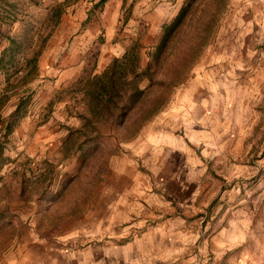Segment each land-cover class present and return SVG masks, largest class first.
Masks as SVG:
<instances>
[{
    "label": "rangeland",
    "instance_id": "1",
    "mask_svg": "<svg viewBox=\"0 0 264 264\" xmlns=\"http://www.w3.org/2000/svg\"><path fill=\"white\" fill-rule=\"evenodd\" d=\"M57 1L62 0H44V6L53 5ZM96 2L98 0L75 1L62 16L44 53L77 51L84 57L89 70L101 57V48L106 52V48L121 42L119 38L124 36L129 39L134 36L135 29L141 37L148 21L140 17L135 20L138 11L146 15L162 12L164 15L160 14V17L171 18L184 0H109L92 12L91 8ZM123 2L125 6L122 8ZM131 3L130 17L133 16L135 23L129 20L123 26V17ZM39 11L42 10L30 7L27 13L37 14ZM88 15L91 19L83 24ZM18 29L16 24L14 32ZM148 52H143V62ZM193 90L200 93L194 107L201 108L191 115L189 98L195 94ZM15 102L16 99H12L8 111L12 110ZM175 108L180 109L178 114H170V109L174 113ZM50 109L52 107L47 104L43 107L44 118ZM159 115L166 117L158 120ZM158 116L146 125V130H149L147 137L151 138L147 150V154H151L150 159L144 164L139 163L143 167H138L136 157L127 156L123 159L130 165L129 169H141L145 178L142 185L144 194L139 196L140 202L151 214L145 217L146 222H167L169 218H177L178 222L197 219L199 213H196L194 207H200L199 204L207 197L205 192L200 198L197 193L205 189L214 193L208 199H214V211L220 205H224L229 212L241 206H250L254 215L253 222H259L251 228L250 236L251 239H258L259 245L262 244L264 0H228L215 35L202 53L196 69L175 88L171 99ZM30 123L40 124L41 120L30 119ZM11 147L17 150L15 146ZM60 158L57 157V160ZM158 158H161L159 162L162 163L157 162ZM14 160L9 158L0 172V204L17 179L12 174L17 168ZM37 164L30 163L27 167L29 184L38 173ZM57 169L59 174V167ZM69 177L62 175L60 178L58 175L54 189H59ZM77 188L72 184L68 195L72 197ZM67 197L66 194L65 199H59L51 205V211L59 212L66 205ZM194 212L196 214L192 217ZM209 217L207 215L208 220ZM7 219L12 222H0V251L17 247L24 249L28 243L40 248L42 244L46 245L56 240L54 238H59L65 224L60 222L56 227L54 222H44L43 232L37 233L32 203L13 209L7 214ZM131 234L138 235L137 232ZM194 246L195 251L202 249L199 242ZM261 246L263 251L260 253L264 254V246ZM194 263L198 264L197 261Z\"/></svg>",
    "mask_w": 264,
    "mask_h": 264
},
{
    "label": "trees",
    "instance_id": "2",
    "mask_svg": "<svg viewBox=\"0 0 264 264\" xmlns=\"http://www.w3.org/2000/svg\"><path fill=\"white\" fill-rule=\"evenodd\" d=\"M75 1L44 6V0H0V75L4 77L0 86V172L9 162L5 156L9 137L27 115L33 99L32 84L39 76L40 58L62 16ZM108 1L98 0L91 11ZM227 2L184 0L176 15L162 25L160 39L150 47L145 63L141 41L146 30L141 37L136 33L124 53L112 58L100 74L81 79L78 91L85 112L76 113L78 127L63 126L67 137L59 150L61 160L79 155V168L59 189H54L61 160L38 163V173L30 184L26 170L32 161L16 162L12 174L17 179L1 201L0 222H9L7 214L29 203L37 233L43 232L44 222H54L57 227L64 220L83 214L103 182V175L109 172L112 159L162 111L175 88L194 72L215 35ZM132 5L125 12L123 26L130 20ZM30 7L42 11L28 14ZM90 19L88 15L83 24ZM16 24L19 29L14 32ZM12 99L16 102L6 114ZM53 104L51 101L47 105ZM72 184L78 188L71 197L68 193ZM66 194V205L59 212L51 211V205L65 199Z\"/></svg>",
    "mask_w": 264,
    "mask_h": 264
},
{
    "label": "crops",
    "instance_id": "3",
    "mask_svg": "<svg viewBox=\"0 0 264 264\" xmlns=\"http://www.w3.org/2000/svg\"><path fill=\"white\" fill-rule=\"evenodd\" d=\"M138 13L134 16L135 20L140 17L148 21L145 37L141 41L143 55L145 50L158 43L162 25L176 13L171 18L160 17L162 12ZM132 18L130 20L134 24ZM131 38H119L121 42L106 48V52L101 48V57L89 70L84 57L77 51L43 53L39 61V76L32 84L35 94L27 115L9 137L5 156L14 158L15 163L26 160L34 164L45 160L60 161L57 160L59 150L67 137L63 126L78 127L80 122L76 113L85 112L78 91L79 82L88 75L100 74L112 58L124 53ZM3 82L4 77L0 75V86ZM192 92L195 94L189 98V110L194 115L201 108L194 107L200 93L197 90ZM51 101L54 103L52 109L44 118L43 107ZM179 110L175 108L173 113L170 109V114H178ZM165 117L159 115L157 119ZM39 118L40 124L30 123V119ZM146 125L136 138L123 145L118 157L112 159L109 172L103 175V182L96 189L86 211L63 221L65 224L59 238L42 244L40 248L28 243L24 249L17 247L0 251V264H196L195 261L198 264H264V254L260 253L264 240L259 245L258 239H251L250 236L251 228L259 223L253 222L251 207L245 205L229 212L224 205H220L214 211V199L208 200L214 193L205 189L197 193L199 198L203 192L207 195L200 207H194L199 213L197 219L178 222L177 218H169L167 222H146L145 217L151 214L140 202L139 196L144 194L142 185L145 178L141 169H129L130 165L123 160L127 156L136 157L138 167H143L139 163L144 164L150 159L151 154H147V150L151 138L147 137L149 130H146ZM153 125L156 123L153 122ZM160 160L158 158L157 162L162 163ZM60 162L58 175L67 178L76 173L81 157L72 155ZM207 215L211 216L209 220ZM131 232L138 235L134 236ZM196 242L202 245L201 250L195 251Z\"/></svg>",
    "mask_w": 264,
    "mask_h": 264
}]
</instances>
